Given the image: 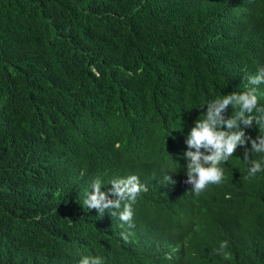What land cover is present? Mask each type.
<instances>
[{
	"label": "trees",
	"instance_id": "trees-1",
	"mask_svg": "<svg viewBox=\"0 0 264 264\" xmlns=\"http://www.w3.org/2000/svg\"><path fill=\"white\" fill-rule=\"evenodd\" d=\"M260 67L264 0H0V264H264V171L238 147L197 195L184 158L207 102L264 107ZM129 175L132 227L84 205Z\"/></svg>",
	"mask_w": 264,
	"mask_h": 264
},
{
	"label": "clouds",
	"instance_id": "clouds-1",
	"mask_svg": "<svg viewBox=\"0 0 264 264\" xmlns=\"http://www.w3.org/2000/svg\"><path fill=\"white\" fill-rule=\"evenodd\" d=\"M248 84L252 86L264 84V67H260L256 75L248 77ZM206 106L207 111L203 113V118L199 117L194 122L185 141L187 145V151L184 153L187 161L185 183L191 185V190L197 195L208 186L223 182L224 169L219 165L227 162L238 147L244 148L243 160L251 165L246 179L264 171V134H259L253 139L246 135L244 130L253 127L254 122L258 128H264V107L258 104L256 88L250 87L242 93H229L207 102ZM229 107L236 111L226 117L225 113ZM249 142L250 149L247 147ZM253 153L261 154V159H251ZM165 180L168 183H175L172 176H165ZM110 184L109 191H101L102 180L99 177L94 179L91 191L86 193L84 205L100 215L109 211L112 216H118L120 221L132 227L134 215L132 205L145 191V185L140 183L136 175L114 179ZM120 236L125 243L129 242L128 235L122 232ZM227 247L228 241L220 243V250ZM79 264H104V261L99 256H86L81 258Z\"/></svg>",
	"mask_w": 264,
	"mask_h": 264
}]
</instances>
